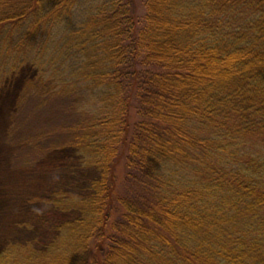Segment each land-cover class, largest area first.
<instances>
[{"label":"trees","instance_id":"obj_1","mask_svg":"<svg viewBox=\"0 0 264 264\" xmlns=\"http://www.w3.org/2000/svg\"><path fill=\"white\" fill-rule=\"evenodd\" d=\"M144 8L0 0V89L30 68L18 108L36 97L52 112L68 98L79 119L67 147L96 174L82 195L43 201L75 206L74 224L41 246L6 244L0 264H264V0ZM127 143L141 194L118 198L120 212L113 166Z\"/></svg>","mask_w":264,"mask_h":264},{"label":"rangeland","instance_id":"obj_2","mask_svg":"<svg viewBox=\"0 0 264 264\" xmlns=\"http://www.w3.org/2000/svg\"><path fill=\"white\" fill-rule=\"evenodd\" d=\"M144 2L135 0L137 17L145 14ZM31 71L30 68L24 70L18 79L0 89V248L8 243L25 242L41 246L55 235V228L59 224H74L78 217L75 206L72 211L64 206L57 212L43 201L57 191L68 192H63L68 198L82 195L92 177L96 176L91 168L77 170L73 150L67 147L70 140L66 134L79 119L68 98L67 101L55 103L52 112L46 105L44 108L38 107L42 100L36 97L28 99L18 108L19 99L27 89L23 81L32 75ZM14 109L12 119L17 127L13 139L11 137L13 143L8 148L1 134L6 127V118ZM131 118L134 119L133 116ZM127 145L122 147L113 166L115 180L110 204L111 209L116 208L120 212L123 209L117 203L118 198L141 194V188L133 186L137 184L131 180L133 176L129 180L126 177ZM41 151L47 153L39 155ZM48 152L46 159L36 165L35 162ZM12 156H15L14 161ZM142 191L151 192L143 188ZM113 219L118 221V215H114ZM106 245L107 242L103 247ZM100 256L98 253L97 257ZM84 257L87 259V255ZM82 260L85 261L84 258Z\"/></svg>","mask_w":264,"mask_h":264}]
</instances>
